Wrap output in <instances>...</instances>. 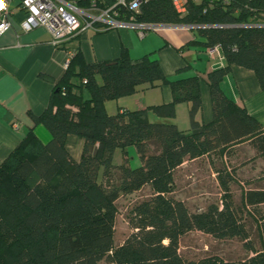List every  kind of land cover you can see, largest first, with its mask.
<instances>
[{"label":"trees","instance_id":"trees-1","mask_svg":"<svg viewBox=\"0 0 264 264\" xmlns=\"http://www.w3.org/2000/svg\"><path fill=\"white\" fill-rule=\"evenodd\" d=\"M184 5L179 13L171 0H144L137 13L118 12L122 20L133 15L137 23L196 26L205 39L200 45L217 46L225 64L169 80L148 55L132 60L122 50L114 60L84 64L74 53L46 108L32 115L50 139L43 143L29 129L0 162V264H264V170L246 179L226 165L215 168L223 194L199 211L173 196L175 172L185 162L213 154L224 158L247 144L264 163V126L220 85L236 65L252 71L264 89V0H185ZM201 82L209 89V122L198 118ZM157 85H168L169 102L113 114L105 110L106 101ZM178 103L188 104L187 130L172 121ZM68 136L82 140L77 158L66 146ZM130 148L139 161L135 166L127 156ZM116 149L120 164L112 162ZM230 183L247 185L237 203ZM145 186L151 192L134 204L131 232L114 246L116 201ZM194 231L217 241L238 240L244 254L188 258L180 241Z\"/></svg>","mask_w":264,"mask_h":264},{"label":"crops","instance_id":"crops-1","mask_svg":"<svg viewBox=\"0 0 264 264\" xmlns=\"http://www.w3.org/2000/svg\"><path fill=\"white\" fill-rule=\"evenodd\" d=\"M79 7H87L88 0H71ZM11 26L0 35V162L17 146L21 138L32 129L38 139L45 143L50 139L46 128L34 124L32 115H39L48 105L54 85L65 71L74 53H79L84 64L95 61L116 59L122 50H126L132 60L143 56L157 59L167 79L184 78L195 73L205 74L225 64L218 53H209L200 45L205 41L196 31L164 30L151 31L140 35L131 27L106 30L88 29L69 39L60 47H54L49 33L43 27L23 31L20 23L25 18V11L18 0L9 3ZM189 41H193L186 45ZM79 60L75 62V68ZM188 65L186 70H178ZM101 84L100 75H95ZM224 93L264 126V89L260 88L254 73L248 69L232 65L230 72L220 83ZM86 96V91H83ZM171 100L168 85L142 86L131 95L106 101L105 110L113 114L122 110H142L151 105L166 103ZM201 109L198 115L202 122L212 119L211 102L208 86L200 83ZM180 117L181 125L177 117ZM179 129L189 127L188 104L178 103L172 120ZM74 141L82 147V140L68 136L66 142ZM77 158V152L69 149ZM137 165V164H136Z\"/></svg>","mask_w":264,"mask_h":264},{"label":"rangeland","instance_id":"rangeland-1","mask_svg":"<svg viewBox=\"0 0 264 264\" xmlns=\"http://www.w3.org/2000/svg\"><path fill=\"white\" fill-rule=\"evenodd\" d=\"M199 2L200 0H194ZM175 33L172 29H166ZM178 124L181 125L180 117H177ZM48 132V131H47ZM67 148L79 156L81 145L74 141L66 142ZM127 156L131 158L130 165L138 164V158L134 151L130 148ZM212 160V162H211ZM112 162L120 164L122 162L121 151L116 149ZM224 165L228 170H236L237 177L250 178L259 171L264 170V163L260 158L254 157L253 151L247 144H241L239 147L231 149L224 158H219L213 154L210 159L203 157L191 162H185L176 170L174 176L175 188L173 196L183 200L190 211H199L204 209L212 202L220 201L223 194L221 186L218 185L216 179L215 168H222ZM240 183H230L229 191L234 202L239 201L240 190L244 186ZM251 186V185H250ZM151 190L145 186L139 191L129 195L120 196L116 201V219L114 225V246H118L125 237L131 232L129 225V217L134 204L147 197ZM180 250L183 255L188 258H199L205 255L215 254L224 258L235 259L243 256L244 250L238 240L217 241L209 235L194 231L186 234L181 238ZM98 264H109L101 261Z\"/></svg>","mask_w":264,"mask_h":264},{"label":"built area","instance_id":"built-area-1","mask_svg":"<svg viewBox=\"0 0 264 264\" xmlns=\"http://www.w3.org/2000/svg\"><path fill=\"white\" fill-rule=\"evenodd\" d=\"M10 1L12 0H3V7H0V35L11 26L8 8ZM143 1L88 0L87 7L81 8L71 0H18L19 6L25 11V18L20 26L23 31L43 27L49 33V42L54 47L62 46L69 39L88 29L131 27L140 35L148 31L159 33L166 29L195 31L196 26L192 25L137 23L133 15L128 20H122L123 15L120 18L119 9L137 13ZM171 1L177 12H185V0ZM208 52L218 53V47L214 46Z\"/></svg>","mask_w":264,"mask_h":264},{"label":"snow or ice","instance_id":"snow-or-ice-1","mask_svg":"<svg viewBox=\"0 0 264 264\" xmlns=\"http://www.w3.org/2000/svg\"><path fill=\"white\" fill-rule=\"evenodd\" d=\"M0 7H3V0H0Z\"/></svg>","mask_w":264,"mask_h":264}]
</instances>
